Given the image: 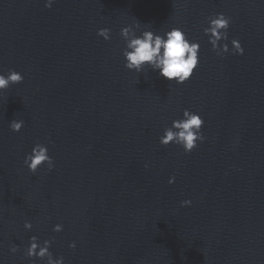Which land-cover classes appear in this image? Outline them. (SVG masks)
<instances>
[{"label": "water", "instance_id": "obj_1", "mask_svg": "<svg viewBox=\"0 0 264 264\" xmlns=\"http://www.w3.org/2000/svg\"><path fill=\"white\" fill-rule=\"evenodd\" d=\"M45 2L0 0V73L24 78L0 94V264H43L24 257L33 235L65 264H264V0ZM216 13L231 20L223 57L203 33ZM136 22L200 43L187 83L124 67ZM185 109L204 120L191 154L159 144ZM37 143L55 167L33 175Z\"/></svg>", "mask_w": 264, "mask_h": 264}, {"label": "clouds", "instance_id": "obj_2", "mask_svg": "<svg viewBox=\"0 0 264 264\" xmlns=\"http://www.w3.org/2000/svg\"><path fill=\"white\" fill-rule=\"evenodd\" d=\"M54 3L56 0H46L44 6L51 9ZM206 22L207 27L203 29V33L208 37L211 50L220 57L229 54L230 49L227 41L230 18L223 13H216L208 17ZM139 29L140 24L136 22L134 25L123 27L120 31V36L125 42L122 52L125 61L124 67L129 72L137 74L144 72L145 68H149L171 84L183 85L187 83L199 66L200 43L190 41L185 32L178 27H173L163 35L154 33L150 29L143 30L137 35ZM97 35L108 41L110 30L100 29ZM230 43L232 55H244V49L238 39H232ZM23 79L22 74L14 69L8 70L7 73H0V94H3L11 85L23 83ZM23 127V120H13L9 124L10 130L14 133H19ZM203 127L204 120L201 115L185 109L181 118L173 120L171 126L163 130V134L159 137V144L165 148L175 145L181 148L185 154H191L199 144L206 140L202 132ZM23 165L33 175L43 166H46L49 172L55 167L53 159L49 156L48 147L41 143L35 144L30 153L25 155ZM168 183H175V177H171ZM180 206L190 207L191 201H182ZM23 227L25 231H31L33 225L26 221ZM52 231L62 232L63 225L56 224ZM52 243L51 240L41 242L37 236L33 235L28 240L24 257L32 261H41L43 264H65L62 256L54 258L49 251ZM69 248L74 250L76 242L70 243ZM18 250V246H11L9 249L13 255Z\"/></svg>", "mask_w": 264, "mask_h": 264}]
</instances>
